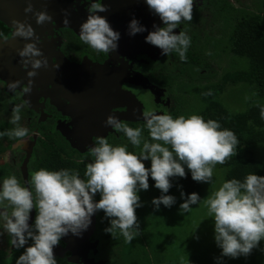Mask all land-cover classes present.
<instances>
[{"label":"clouds","instance_id":"obj_1","mask_svg":"<svg viewBox=\"0 0 264 264\" xmlns=\"http://www.w3.org/2000/svg\"><path fill=\"white\" fill-rule=\"evenodd\" d=\"M145 3L163 25H153L145 41L159 48L161 55L174 53L184 61L190 37L183 28L178 34L173 29L182 21L192 20L193 0H145ZM107 7L102 0H88V14L79 25L78 33L83 44L105 54L116 50L120 36L98 14ZM24 11H32L30 2ZM33 15L37 24L51 19L46 11ZM15 24V34L24 38L33 36L30 24L21 21ZM127 31L133 35L145 31V27L133 17ZM38 42L39 38L19 49L24 64H31L28 77L35 76L36 69L47 63L36 46ZM20 83L11 81L7 87L14 90ZM31 84L29 79L24 93L31 91ZM22 107L23 104L12 107L9 123L13 127L0 131V137L23 141L28 136V129L19 124ZM257 107L259 118L264 121V105ZM142 116L143 126L131 127L117 116L107 115L104 124L121 133L127 143L113 145L103 136H97L93 145L87 147L91 160L85 165L82 177L74 169L43 167L34 170L23 183L14 174L0 177V234H7L15 248H23L15 264H57L53 247L69 232L80 235L98 210L109 219L104 231L113 238L119 234L129 243L138 235L135 215V209L141 206L138 193L148 189L149 177L160 191L152 204L156 208L170 207L175 203V197L167 194L172 186L170 177H184L187 168L192 180L212 181L213 165L223 164L238 145L235 133L222 127L218 119H205L198 114L173 117L152 109L142 111ZM142 129L147 131V138L142 136ZM129 144L134 150H129ZM144 161H150V165L145 167ZM97 194L99 199H95ZM199 200L196 192L189 193L179 210L188 212ZM204 203L212 218L214 241L222 257L247 255L264 239V175L250 172L242 180H224ZM33 208L36 214L29 224Z\"/></svg>","mask_w":264,"mask_h":264},{"label":"flooded vegetation","instance_id":"obj_2","mask_svg":"<svg viewBox=\"0 0 264 264\" xmlns=\"http://www.w3.org/2000/svg\"><path fill=\"white\" fill-rule=\"evenodd\" d=\"M29 2L32 11L25 13L24 8ZM220 2L224 1L193 0L192 20L182 21L173 32L178 34L183 28L190 42L199 40L202 44L212 35L203 31L206 24L220 20L214 15V7ZM226 2L243 8V4L236 5L235 0ZM87 3L88 0H0V34H3L0 35V131L13 127L9 123L11 109L23 104L19 124L29 132L23 141L0 137V177L14 174L23 183L41 167L74 169L82 177L85 165L91 160L87 147L93 145L97 136H103L113 145H116V138L127 143L121 133L104 124L107 115L113 114L131 127L143 126L142 111L149 109V104L143 106L136 91L147 89L148 94L142 98H155L148 103H152V110L159 113H170L175 100L183 98L172 89L177 86L175 81L179 77L184 76L183 80L188 82L186 74H181L178 56L174 53L161 55L159 48L144 39L148 31L153 30V25L163 26L147 5L141 9L126 8L122 7V0H102L108 7L98 14L120 33L116 50L105 54L79 40V25L88 14ZM142 10L143 18L136 15ZM38 11H46L51 19L37 24L33 13ZM122 13L127 14L129 21L135 17L145 31L129 35V22L124 27L120 24ZM16 21L30 24L34 29L33 36L24 38L15 34ZM37 38L36 46L47 63L36 69L35 76L28 77L31 64H24L19 49ZM201 48L205 55V47ZM29 79L31 91L24 93ZM16 80L21 83L16 89H9L8 83ZM142 136L147 138L146 130L142 129ZM144 163L145 167L150 165V161ZM95 199H99L98 194ZM35 214L33 208L29 224ZM94 215L95 228L89 237V245L81 253L74 252L67 236H62L53 247L57 264H86L85 261L88 264H115V250L107 245L101 233V228L106 224L108 227L109 219H102V210ZM9 241L7 234H0V264H15L23 252V248L17 249Z\"/></svg>","mask_w":264,"mask_h":264},{"label":"trees","instance_id":"obj_3","mask_svg":"<svg viewBox=\"0 0 264 264\" xmlns=\"http://www.w3.org/2000/svg\"><path fill=\"white\" fill-rule=\"evenodd\" d=\"M223 1L214 7V15L218 16L216 19H220L218 23L221 28L218 31L227 37L229 41L228 49L234 55L238 57L245 56L249 59V71L238 72L236 76L254 82L258 96L262 98L263 102L252 105L243 112L231 113L216 98L215 92L217 89L213 87L212 91L209 92V89H207L203 93L202 99L205 101V106L194 114L201 115L205 119H218L222 127L231 129L235 133L238 138V145L233 149V154L220 165L227 168L226 180L232 178L242 180L250 172L264 175V158L256 157L252 150L253 145H259L264 154V121L259 118L257 107V105H264V32L260 28V15L258 13L250 10L249 7L236 8L227 3L226 0ZM201 47L203 45L199 40H192L185 53L186 59L181 61L178 57L182 66L181 74H186L190 80H192V77L197 78L195 80L197 83H202V80L206 78L210 80L214 75L210 70L209 61L202 53ZM183 99L175 100L170 115L173 117L191 115L187 113L186 103L183 102ZM170 183L172 186L167 194L175 196L176 192L181 193L183 191L184 199L192 192H196L200 196L203 187V182L192 180L187 168L184 177H170ZM148 184L147 190H141L138 193L141 206L135 209L138 222L137 236L126 243L119 234L116 238H113L110 233L105 232L104 229L107 224L105 228H101V233L104 234L107 245L115 250V264H120V261L125 262V264L154 263L149 253V246L155 244V224L161 223V217L164 218L160 213H166L168 207L160 205L161 212L159 213L158 208L156 209L152 204V200L160 195V191L153 186L154 181L151 177H149ZM152 218H154V221L149 224ZM102 219L106 221L107 217L104 216ZM155 264L163 263L161 261V263Z\"/></svg>","mask_w":264,"mask_h":264},{"label":"rangeland","instance_id":"obj_4","mask_svg":"<svg viewBox=\"0 0 264 264\" xmlns=\"http://www.w3.org/2000/svg\"><path fill=\"white\" fill-rule=\"evenodd\" d=\"M235 1L236 5L243 4V7H249L250 10L260 15V28L264 32V0ZM220 28L219 23L212 24L210 22L203 29L206 34L212 33L202 42L205 47V57L210 63V70L214 73L211 79L206 78L202 80V83H197L195 82L197 78L192 77V80L189 78L187 82L183 80L184 76H182L175 81L177 86L172 88L173 91H178L179 95L185 98L182 99L186 103L185 109L189 114L197 113L204 108L203 93L207 89L209 92L212 91L213 87L217 89L216 98L231 113L243 112L252 105L263 102L262 98L258 96L254 82L236 76L238 72L249 71L250 62L247 57H238L228 49L229 41L224 34L218 31ZM136 93L140 95L139 99L143 106L149 104V109L154 108L153 104L148 101L155 100V98H142L148 94L147 89L142 88ZM117 144L124 143L116 138ZM128 148L132 147L128 146ZM252 150L256 157L264 158L261 146L253 145ZM226 172V167L220 164L213 165L212 181L203 182L200 200L197 204L191 205L188 212L179 210V205L183 202L184 197H181V193L177 192L174 196L175 203L168 207L166 213H160L161 209L158 208L160 215H163L164 218L161 217V223H156L154 226L156 240L155 244L149 246V253L152 262H154L152 264L161 263V261L163 264H264V239L260 240L249 254L236 258L222 257L221 250L214 241L213 221L208 216L204 201L226 180ZM153 221L154 218L149 221V224ZM218 257L219 260L216 259ZM85 263L88 264L86 261Z\"/></svg>","mask_w":264,"mask_h":264},{"label":"water","instance_id":"obj_5","mask_svg":"<svg viewBox=\"0 0 264 264\" xmlns=\"http://www.w3.org/2000/svg\"><path fill=\"white\" fill-rule=\"evenodd\" d=\"M146 5L145 0H122V7H132V8H139L145 7ZM123 18L120 20V24L124 27L128 22L129 18L126 16L127 14H121ZM138 17H142L144 15L143 10L136 14ZM143 18V17H142ZM32 218V215H31ZM30 222V220H29ZM95 228V215L91 216V223L86 230H84L80 235H74L69 232L67 236V240L69 241L70 247L74 252L81 253L84 248L89 245V237L91 233L94 231Z\"/></svg>","mask_w":264,"mask_h":264}]
</instances>
